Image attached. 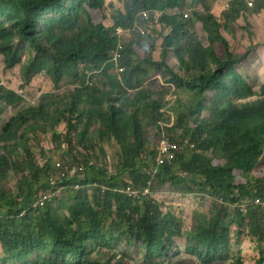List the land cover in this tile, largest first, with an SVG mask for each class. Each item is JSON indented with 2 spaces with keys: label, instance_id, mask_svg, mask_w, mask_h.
<instances>
[{
  "label": "trees",
  "instance_id": "trees-1",
  "mask_svg": "<svg viewBox=\"0 0 264 264\" xmlns=\"http://www.w3.org/2000/svg\"><path fill=\"white\" fill-rule=\"evenodd\" d=\"M262 12L264 0H0L1 77L41 89L3 121L22 98L0 79V264H174L180 239L200 264H251L234 227L264 264L262 208L238 207L264 201V77L251 74L255 91L246 68L264 50ZM134 25L113 62L116 29ZM162 139L178 151L154 174ZM78 168L82 182L65 183ZM128 186L197 195L190 229L164 202L116 192Z\"/></svg>",
  "mask_w": 264,
  "mask_h": 264
},
{
  "label": "rangeland",
  "instance_id": "rangeland-1",
  "mask_svg": "<svg viewBox=\"0 0 264 264\" xmlns=\"http://www.w3.org/2000/svg\"><path fill=\"white\" fill-rule=\"evenodd\" d=\"M249 2V0H248ZM253 3V8H254V0H252ZM220 10H223V8L225 7V5L219 3L218 4ZM222 6V7H221ZM226 10V9H225ZM222 12H220L221 14ZM219 14V15H220ZM186 15L188 16L189 13H186ZM257 21L254 24V28H256V34L260 33V37L257 39V42H260L262 40H264V16L262 18L257 17ZM241 24H243V22L241 21ZM159 29V28H158ZM157 29V30H158ZM249 32H239L238 33V40L239 38H243L242 42L245 45H249L251 43L250 37H249ZM258 35V34H257ZM256 56L253 58V60L246 65V68H248V72H249V76L251 77V83L255 89V91H258L259 88H257V85L254 83L252 75L251 74H259V76L261 78L264 77V50L260 49L259 51L256 50L255 51ZM1 63H0V70H1ZM11 77L9 78V82L11 87L16 91V90H22L24 91L23 93V98H22V103L20 106H18L15 109H12L10 112H8L7 114H5L3 116V121L8 120L11 116H13L14 114H16L18 111L27 108V107H31V106H35L38 102V99L41 97L40 92L41 89L38 88H34V87H18L19 86V82L16 78L17 73L16 72H12V73H8L6 75H2L1 77V73H0V79L5 80L4 77ZM255 100H252L251 102H253ZM106 150L109 154V158L112 162V158H114V153L116 152V148L113 144L108 145L106 147ZM110 162V163H111ZM257 172H261L264 174V157L262 158V160L260 161V163L257 166ZM65 191V190H63ZM150 197H153L154 199H156L157 201L160 202H164L165 204L171 206L172 208H174L176 210V212L181 215L184 218V228L185 230H189L190 226H191V218H192V214L196 211V207L198 204V199L199 197L197 195H187V196H181V195H177V194H173L170 192L169 189H160L158 191H152L151 189H149V195ZM180 250L182 252V254L176 258L173 259L174 264H200L196 258L194 257H190L188 255L185 254V242L186 239H180L177 241ZM238 240L236 239V232H233V237H232V251L233 252H237V249L239 247V245L237 244ZM246 252V258L247 261H249L251 264H253V261L255 260L256 256V251L249 247V243L248 240L245 241V243L243 244L242 247ZM127 264H129V261H127ZM156 264H168V262L165 263H156Z\"/></svg>",
  "mask_w": 264,
  "mask_h": 264
},
{
  "label": "built area",
  "instance_id": "built-area-1",
  "mask_svg": "<svg viewBox=\"0 0 264 264\" xmlns=\"http://www.w3.org/2000/svg\"><path fill=\"white\" fill-rule=\"evenodd\" d=\"M249 8L253 7V3H249L248 4ZM228 8V6H227ZM147 14H143V18H146ZM188 16L186 15L185 18H187ZM136 25H134L132 28L129 29H122V28H118L116 29V36L118 38V46L116 49V52L114 54V62H118L121 60L122 57V52L126 47L127 42H129L130 40L133 39V35L134 32L136 31ZM140 34H143V31L140 29ZM18 94H21V92H19ZM178 151V148L176 146V144L172 143L170 140L168 139H162L159 144H158V157L156 159V167L160 168L163 165H165V163L167 161H172L174 158V155L176 154V152ZM56 167H59L58 165H56ZM82 168H78V169H72L69 170L68 172V176H66L65 174H62L63 178H66L65 183L73 180L76 177H79L81 175L82 172ZM156 172V169L155 171ZM63 181H61L60 183H62ZM81 186L75 184L73 186H69V185H64L58 189V191H63L67 188H73L75 190L79 189ZM102 190L105 191L106 188L102 187ZM57 191V192H58ZM120 192L125 193L126 195H128L129 197H139L140 195H148L149 191L145 190L144 192H139L136 190H131L130 187L126 188L125 190H120ZM49 200L47 197L42 196L41 198H37V200L35 201V203L33 204L34 208H40L43 203L45 201ZM260 205L264 207V203H262V201L260 199L255 200L253 203H246V204H242L240 206H238L240 208L241 211L245 210L246 206L249 205ZM236 207V206H234ZM233 207V208H234Z\"/></svg>",
  "mask_w": 264,
  "mask_h": 264
},
{
  "label": "clouds",
  "instance_id": "clouds-1",
  "mask_svg": "<svg viewBox=\"0 0 264 264\" xmlns=\"http://www.w3.org/2000/svg\"><path fill=\"white\" fill-rule=\"evenodd\" d=\"M247 1V3L249 4V3H252V0H249V2H248V0H246ZM224 5H225V9L226 10H228L229 9V5H230V3L229 2H225L224 3ZM227 6H228V8H227ZM249 8V7H248ZM253 8V7H252ZM252 8H249V9H252ZM186 16V15H185ZM135 37H133V39H134ZM132 39V40H133ZM132 40H130V41H132ZM129 41V42H130ZM113 62H114V58H113ZM119 62V61H118ZM19 92H21V94H18ZM16 95L18 96V97H21V98H23V92L21 91V90H17L16 91ZM161 141V140H160ZM158 157V156H157ZM156 169V172H154V174H156L157 173V170L159 169V168H155ZM155 169H154V171H155ZM73 180H75V181H77V182H82V180H80L79 179V177H76V178H74ZM72 181V180H71ZM68 185V184H67ZM70 186V185H69ZM79 186H81L79 189H82V188H84L85 187V185H79ZM93 186H95V187H99V189L102 191V192H105V191H107L108 189L106 188V187H104V188H106V190L105 191H103L102 190V187L103 186H101V185H93ZM128 187H130L131 188V190H136V191H139V192H144L145 190H148L149 191V189L150 188H145V189H137V188H133V187H131V186H128ZM128 187H125V188H120L119 190H116V192H119V193H121V194H123V195H125V196H127V197H129L128 195H126L125 193H123V192H120V190H125L126 188H128ZM73 189V188H72ZM66 190H71V188H67V189H65V191ZM73 190H75V189H73ZM78 190V189H77ZM77 190H75V191H77ZM149 195V194H148ZM148 195H140L139 197H130V198H134V199H140L141 197H146V196H148ZM255 200H257V199H255ZM255 200H252V202H254ZM261 200V199H260ZM262 201V200H261ZM262 203H264V201H262ZM252 205H254V204H252ZM256 207H261L262 208V212H263V214H264V207L263 206H260V205H255ZM232 208V211H234V208L233 207H231ZM246 213V212H245ZM23 214V213H22ZM233 230H235V232H236V228L234 227L233 228ZM233 237V233L231 234V238ZM236 239L238 240V242H237V244L239 245V247H238V249H237V252H240L241 254H242V256L247 260V259H249V258H246V252L247 251H245L242 247H243V244L245 243V241L246 240H248V243H249V247H251V248H253L254 250H255V248H254V243L252 242V240L247 236V234H246V232H245V234L243 235V236H241V237H239L238 236V231L236 232ZM185 245H186V242H185ZM236 252V253H237ZM253 258H258V254H257V252H256V256L255 257H253ZM117 260H119L120 259V256H118L117 258H116Z\"/></svg>",
  "mask_w": 264,
  "mask_h": 264
},
{
  "label": "crops",
  "instance_id": "crops-1",
  "mask_svg": "<svg viewBox=\"0 0 264 264\" xmlns=\"http://www.w3.org/2000/svg\"><path fill=\"white\" fill-rule=\"evenodd\" d=\"M221 3H222V2H221ZM214 8H215V10H218V9H219L218 4H216V5L214 6ZM263 16H264V12H262V15H260L259 18H262ZM257 19H258V18L255 19L254 23H256ZM257 34H258V38H259L260 33H257Z\"/></svg>",
  "mask_w": 264,
  "mask_h": 264
}]
</instances>
